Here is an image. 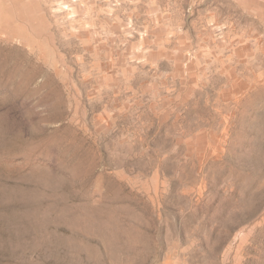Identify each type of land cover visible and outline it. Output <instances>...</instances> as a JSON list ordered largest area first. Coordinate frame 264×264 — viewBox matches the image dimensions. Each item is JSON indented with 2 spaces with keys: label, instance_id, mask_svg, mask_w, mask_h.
<instances>
[{
  "label": "rangeland",
  "instance_id": "obj_1",
  "mask_svg": "<svg viewBox=\"0 0 264 264\" xmlns=\"http://www.w3.org/2000/svg\"><path fill=\"white\" fill-rule=\"evenodd\" d=\"M0 264H264V0H0Z\"/></svg>",
  "mask_w": 264,
  "mask_h": 264
}]
</instances>
